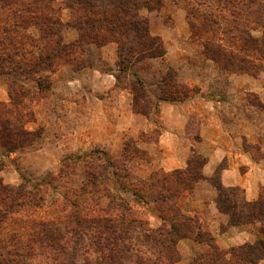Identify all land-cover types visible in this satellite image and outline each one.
I'll list each match as a JSON object with an SVG mask.
<instances>
[{"label": "rangeland", "instance_id": "1", "mask_svg": "<svg viewBox=\"0 0 264 264\" xmlns=\"http://www.w3.org/2000/svg\"><path fill=\"white\" fill-rule=\"evenodd\" d=\"M39 1L41 3L35 0L18 1L16 16L20 25L14 28L10 45L7 41L3 45L0 44V61L4 64L2 66L0 63V142L8 143L9 135L18 142L17 145L6 147L0 145V172L8 169L12 180H17L16 185L8 186L16 187L23 184L36 189L43 179L47 182L42 186L44 196L47 202H51L60 200L68 190L87 185V181L90 180L92 187L89 186L88 192L80 197L81 210L82 214L86 215L88 224L98 228L93 230L95 236L91 240H84V245L82 241L77 243L85 246L86 248L81 249L89 252L86 264H123L119 263V256L112 254V251L124 247L128 251L122 256L124 261L127 259L130 261L128 264H192L195 260L207 262L208 257L205 256L209 255L212 249L224 253L231 248L254 243L261 238L260 228L264 226V221L243 223L235 221L233 216H230L233 215V211L247 212L250 207L246 203L252 202L244 200L240 188L222 186L219 171L221 166L206 179L201 171L203 166L199 169L197 162H191L190 166L188 162L183 170L155 171L149 177L143 178L141 170L140 175L135 171L147 156L136 148L131 139L125 142L120 152L114 154L109 153V148L105 144H98L82 153L72 151L61 156L52 171H42L41 160L37 158L33 161L29 159L24 164L19 162L17 155H26L42 147L44 128H48V123L44 120L45 115L52 113L57 115L51 96L52 83L66 81L71 72L76 73L93 67L108 71L109 50L104 48L109 43H114L109 40L108 35H104L107 40L100 45L81 41L80 44L79 31L65 27L72 13L71 9L66 8L70 0L62 3L54 0L55 15H58L62 24L58 36L68 51L61 53L60 58L52 64V73L32 71L36 61L52 51L50 48L52 42L41 38V30L31 22L28 17L30 14H26L24 10L25 6L33 8L46 3L44 0ZM73 1L75 4V0ZM89 2L96 6L107 4V0ZM148 4L153 7V11L143 7L137 13L140 18L148 19V35L142 38V44L138 41L131 44L137 48L134 49L137 52L145 53L137 57L135 53L129 57L127 52H124L122 56L119 47L114 43L117 87L128 88L131 91L132 107L136 113L146 115L154 121L156 106L151 96L156 95L159 97L173 95L182 101L203 90L206 96L225 101L233 100L234 77L264 75V61L254 60L253 51H249L248 56L238 52L241 48L239 46H242L240 38L250 35L255 39H264V14L259 10V7L264 8V0H149ZM6 15V12H2L0 20H4ZM63 15L68 16L66 23L61 21ZM11 21L12 19L9 20L10 25ZM171 21H175L179 30H183L182 33L187 34L189 38L183 44L179 43L180 53H184L170 60L167 58L168 51L164 42L153 34L156 29L153 26L158 23L168 25ZM65 28L76 31V41L63 42ZM144 29L146 30V26ZM132 36L133 33L127 39L119 37L125 42V48L130 46L129 39ZM240 57L245 58V62L241 64H245L246 69L239 70L240 62L236 58ZM1 96L4 100H1ZM241 98L252 105L259 104L250 94L242 95ZM258 111L259 124L262 125L260 131L264 132V116H260V108ZM155 123H151L152 130L145 134V138L152 140L156 138ZM57 124V119L54 123H49V132L54 134L59 132ZM104 125L109 127L108 123ZM102 126L103 124L98 122L93 124V127H97L95 130H99L100 133L103 131ZM13 145L17 146V149L10 152ZM11 155H14L13 159H8ZM200 174L201 178H197ZM217 178L224 191H219L215 187ZM201 180H205V184L213 191V201L220 213L225 214L228 206H235L234 209H228L233 210L230 215L225 214L228 217L227 226H244V231L248 235L246 241L222 249L217 243V238L204 229L210 227V221L204 218L205 211L195 209L193 212L198 215H190L188 208L192 198L207 205L204 196L208 198L209 194L194 193L196 184ZM231 188L234 190H227ZM258 200L264 202V186L259 188V197L256 201ZM109 218L114 220L112 223L118 228L113 227L107 232H102L100 226L107 223L105 220ZM119 218L133 221L130 222L131 229L127 235L130 238L127 240H114L119 233ZM174 226L178 228V236L183 235L184 238L171 243L175 235V232H172ZM224 229L225 226L220 224L219 232H223ZM199 239L202 242H199ZM207 239L212 240V248L210 242L205 241ZM104 246H109V254L104 251ZM41 249L44 251L45 248ZM56 249L51 248L47 250L50 253L46 251L38 255L31 264H85L83 258L79 256V251L74 256L68 254L72 253V250L67 246L64 248V254L53 253ZM9 258L11 257L7 255L1 262L14 264ZM262 260L264 258L257 264Z\"/></svg>", "mask_w": 264, "mask_h": 264}, {"label": "crops", "instance_id": "2", "mask_svg": "<svg viewBox=\"0 0 264 264\" xmlns=\"http://www.w3.org/2000/svg\"><path fill=\"white\" fill-rule=\"evenodd\" d=\"M55 1L62 3L65 0ZM67 17L63 15L61 21L66 23ZM153 27L156 28L153 34L164 42L167 58L171 60L184 53H180L179 43L183 44L189 36L179 30L175 21L168 25L158 23ZM76 40V31L65 28L63 42ZM104 49L109 50L108 71L93 67L71 72L66 81L52 83L51 96L57 115H45L48 128H44V143L36 151L17 155L21 164L37 158L41 160L42 171H52L59 158L72 151L82 153L98 144H105L109 153L114 154L131 139L136 148L147 156L135 171L140 175L141 170L143 178L155 171L185 169L194 151L205 159L201 170L205 179L221 166L220 183L223 187L240 188L246 202L257 200L259 188L264 186V132L260 131L262 125L259 124L258 111L260 108V116H264V75L234 77L232 88L235 98L229 101L206 96L203 90L178 102L151 96L156 106L153 121L133 110V96L128 88L117 87L116 45L109 43ZM247 94L259 103L258 106L241 98ZM1 100H4L3 96ZM56 119L59 132L54 134L49 132V123ZM96 122L103 124L101 133L93 127ZM152 122L157 129L153 140L145 138V134L152 130ZM107 123L109 127L104 125ZM13 157L11 155L8 159ZM0 178L6 185L17 183L10 177L8 169L0 172ZM205 182H198L194 193L209 194L208 198L204 196L207 205L192 198L188 208L190 215H198L193 212L195 209L205 211L204 218L210 221V227L204 229L217 238L220 248L243 243L248 239L244 226H227L228 217L217 210L213 191ZM220 224L225 226L223 232L218 230ZM259 264H264V260Z\"/></svg>", "mask_w": 264, "mask_h": 264}, {"label": "trees", "instance_id": "3", "mask_svg": "<svg viewBox=\"0 0 264 264\" xmlns=\"http://www.w3.org/2000/svg\"><path fill=\"white\" fill-rule=\"evenodd\" d=\"M18 1L19 0H0V14H2V12L7 13V17L4 20H0L2 24L0 27L1 45L5 44L6 41L8 45L12 43L13 39L11 34L15 32L14 28H17L18 24L20 25L19 18L16 16V4ZM35 1L41 3L39 0ZM148 1L149 0H107L105 6H96L90 3L89 0H84V2L75 0V4L73 0H70V2L66 4V8L71 9L72 13L70 21L65 27H72L79 31V42L81 41L87 44L100 45L107 40L104 35H108L109 40L117 44L119 53L122 54V56L124 52H127L129 57L135 53L137 57L138 55H143L142 53L145 52H137L134 50L137 48L133 47L131 44L137 41L142 44V38H146L148 35V19L140 18L137 13L143 7H146L149 11L154 10L153 7L148 4ZM44 2L46 3H44L43 6L33 8L25 6L24 10L26 14H30L28 17H30L31 22L41 30V38L52 42L50 47L52 51L43 55V58L38 59L32 71L36 70L38 73H52V64L56 59L60 58L61 53L68 51V49L62 44V40L58 36L61 30L59 27H61L62 24L58 15H55L56 7H53L54 0H44ZM155 3H158V1H155ZM76 5L78 6L75 9ZM258 6L261 5L258 4ZM259 10L264 14L263 7H259ZM10 19H12V25L9 24ZM145 26L146 30L144 29ZM131 33H133V36L129 39L130 46L125 48V42L119 37L123 36L127 39L128 36L130 37ZM240 40L242 45L239 46L241 47L238 51L240 54L248 56L247 53L253 51L254 60L262 59L264 61V39H255L248 35L247 37L240 38ZM247 56L246 58H248ZM147 57H149V55ZM236 59L240 62L239 70L246 69L245 64H241L245 62V58L240 57ZM8 60L10 61L9 58ZM0 63L2 66L4 65L3 62L0 61ZM119 63H121V60H119ZM160 99L170 102L179 101L177 97L173 95H160ZM10 137V135L7 136L8 143L1 141L0 145L2 147L12 144L17 145L18 142ZM15 145H13L10 152L17 149ZM188 162L189 166L191 162H197L200 169L205 163V159L198 153L192 151ZM198 177L201 178V174L198 175L197 178ZM40 182L41 184L38 185L39 188L35 189L23 184L11 187L3 184L0 179V264H4L1 261L7 255L11 257L9 261L14 264H31L38 255H42L51 248H57L56 250H58H54L53 253L60 252L64 254L63 251L65 246L72 250V253L69 252L68 254H74L75 256L79 251V256L83 258V262L85 261L86 264L89 252L85 249H81L85 246L82 247L77 245V243L82 241L84 245V240H91L93 236H95L93 230L98 228V226L93 227L88 224L87 217L82 214L81 210L80 197L85 194V192H88L87 188L89 190V186L92 185L91 181L88 180L87 185L83 184L79 188L66 191L60 200L51 202L46 201L43 192L44 189L42 186L47 182H44L43 179ZM215 187L219 191L225 190L220 185L218 178ZM227 190H234V188ZM246 205L249 206L250 209L245 213L228 210L229 208H235V206L232 205L228 206V209H225L224 213L230 215V212L233 211V215L230 216H233L237 222L252 223L253 221H264L263 201L258 200L256 202L246 203ZM105 222L107 223L100 226L102 232H107L109 229H113V227L118 228L112 223L114 222L112 218L106 219ZM130 222L133 223V221H128L125 218L118 219L119 233L117 237H114L115 241L127 240L130 238V236L127 237L131 229ZM172 232H175V235L173 239H171V243H176L179 239L184 238L183 235L178 236V228L176 226H174ZM260 233L262 237L254 243H247L237 248H231L224 253H219L216 249H212L209 255L205 256L208 257L207 262L195 260L192 264H257L259 260L264 258V226L260 228ZM170 237L172 238V236ZM198 241L202 242L201 239ZM205 241L210 242L212 248V240L207 239ZM35 245H39L38 248H36ZM42 247L45 248L44 251L41 249ZM97 251L100 252V249L97 248ZM104 251L109 254V246H104ZM127 251L128 249L125 247L123 249L118 248V250L114 249L112 254L119 256V263L128 264L130 261L127 259L125 260L127 262H125L122 256ZM47 253L50 252L47 251ZM227 256H229V258H227Z\"/></svg>", "mask_w": 264, "mask_h": 264}]
</instances>
